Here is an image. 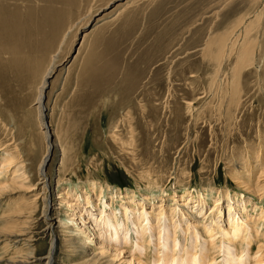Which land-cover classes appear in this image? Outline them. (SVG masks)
I'll list each match as a JSON object with an SVG mask.
<instances>
[{
  "label": "rangeland",
  "instance_id": "1",
  "mask_svg": "<svg viewBox=\"0 0 264 264\" xmlns=\"http://www.w3.org/2000/svg\"><path fill=\"white\" fill-rule=\"evenodd\" d=\"M112 1L18 0L4 13L0 149L3 156L15 154L13 160L20 165L14 164L11 171L18 166L23 178L14 179L18 183L13 182L11 171L0 175V219L11 223L14 233L26 226L31 238L19 249L2 238L0 258L4 260H22L32 252L28 264H45L55 239L54 264H112L108 263L111 259L137 264L134 234L132 244L118 246L121 257L110 246L100 263L91 259V253L104 248L98 245L103 239H96L99 227L89 214L103 205L130 228L122 211L125 206L138 209L137 204L144 203L154 216L161 205L167 211L175 196L185 205V200L192 199L191 207L205 198L206 218L218 206L227 221L232 199L250 200L247 206L253 220L258 218L255 206L264 212V190L255 195L248 188L256 187L264 167V0H131L130 7L123 0L118 4L123 6L115 9L126 10L103 28L109 32L100 34L89 52L72 58L82 26ZM102 20H95L88 30ZM67 31L70 38L59 55L55 51ZM50 69L43 104L54 147L46 161L50 187L45 192L41 185L33 190L49 145L34 104ZM127 145L137 146V154L130 153ZM10 149H15L12 154ZM246 161L253 164L252 171L241 168ZM153 178L161 179L159 186H149ZM48 192L50 201L56 198L62 205L55 206L53 219L47 216L63 223L53 235L47 234L49 226L43 217ZM78 196H82L80 202ZM153 197L148 203L147 198ZM235 206L240 211L233 214L245 219L242 206ZM79 210L85 217L79 218ZM205 216L199 222L179 213L173 216L182 221L178 232L181 255L190 250L192 228L204 225ZM187 225L188 234L182 232ZM259 226L264 235V223ZM250 236L248 231L247 239ZM70 240L76 241L75 247ZM199 240L201 251L205 239ZM86 247L89 255L84 254ZM259 249L264 251V236L250 244L253 260L245 257L244 264H253ZM155 252L150 244L142 261L153 264ZM222 256L217 262H222Z\"/></svg>",
  "mask_w": 264,
  "mask_h": 264
},
{
  "label": "bare ground",
  "instance_id": "2",
  "mask_svg": "<svg viewBox=\"0 0 264 264\" xmlns=\"http://www.w3.org/2000/svg\"><path fill=\"white\" fill-rule=\"evenodd\" d=\"M17 1L18 0H0V31H1L2 24H3V17L5 15L4 13H6L7 7L12 5L13 3H16ZM130 1L131 0H126L125 4L131 3V2H133V3L139 2L140 0H132L131 2ZM128 5L130 7V4H128ZM4 8H5V11H4ZM242 24H243V21L241 22V25ZM247 33H248V29L245 30V34H247ZM234 34H236V32ZM239 36H242L241 32H240ZM236 42H237V40L235 41V43ZM223 44L225 45V42ZM226 44H228V43H226ZM222 50H224V49H222ZM242 50H243V47H242ZM253 50H254V48H253ZM254 51H253V53H254ZM220 52H221V50H220ZM251 53L252 52H250V55H251ZM0 54H2V53L0 52ZM218 54H220V53H218ZM216 58H217V55H216ZM243 66H244V64H243ZM52 70L53 69H50L48 71V73L46 74V76L44 78V82H43V84L39 90L36 102L34 104L38 108V111L40 113V117H41L40 124H41L42 129L44 130V132L46 134V140H47V143L49 145H48V147L46 149L47 151L45 152L44 156L42 157L41 163L39 165L40 181L38 182L37 185L33 186L34 187L33 190H35V188L38 185H41V186H43V190H45V192H46V189L48 187H50L49 178H48L47 173L45 171L46 161H49L51 159V156H49V150H50V148L54 147V142H52V136L53 135L50 131L51 130L50 125H48L47 121L45 122L46 116H48V115H46V107H45L46 105L43 104V99H44V90L46 88L47 80H48ZM132 139H134V138H132ZM120 146L123 147V145H120ZM129 146H130V150H131L130 153H132L133 155H136L137 154L136 153L137 152V146L136 147L133 145H129ZM129 146H128V148H129ZM132 147H134V148H132ZM125 148H127V147L125 146ZM1 149H2V147H1ZM1 149H0V175H4L6 173H9L12 170V168H16V166H14V167H12V166L14 164H17V162L15 163L13 160L14 159L13 155H15L14 153L12 155V158H10V156H7L8 153H7V155L3 156L1 154V152H2ZM122 149H124V147ZM14 150L11 151V149H10V154H12L11 152H14ZM249 161H246L245 163L241 164V168L243 167V170L245 172L247 170L252 171V167H254V166H252L253 164L251 165V163H250L251 161L250 162ZM237 162H240V161H237ZM18 166H17L18 169L10 172L11 173L10 175L13 174V178H12L13 182H18V181H14V179H17V180L19 179V181H20L23 178L21 176L22 174L21 175L19 174L21 172V169H19ZM23 176H25V175H23ZM262 177H264V167H263V170L260 174V177L258 178L256 187L254 188V187L250 186V182L247 184L250 186V187H248L249 190L252 191V193L255 195L259 194L261 191L264 190V184H262V183L259 184V182H261ZM25 178H28V177L26 176ZM158 179L159 178H153L151 180V183L149 184V186H159L161 179L160 180H158ZM27 180H29V179H27ZM163 180L161 182H163ZM20 183H22V182H20ZM1 184H2V182H1ZM16 184L17 183H15V185ZM3 185H4V182H3ZM6 185H5V187H6ZM0 189H1V187H0ZM150 189H151V187H150ZM49 195H50L49 192L45 194V199H44L45 200V203H44L45 207H44V212H43L44 216L43 217H44V221H46L47 225L49 226L48 227L49 232L47 230V234L50 233L53 235V234H56V233H54L56 229H61L63 223L61 222V220H59L60 218H58V219L56 218V220H53V221H50L49 218L51 216V219H53L52 214L55 213L54 208H55V206H58V205H59L58 208H60L61 203H58V201H56V198H55V202L50 201ZM67 196H70V194H68ZM175 197L172 200L173 205H171L170 208L167 210L170 214V218L168 217V214L166 213L167 212L166 209L163 208V205H161L159 207V209L157 208L158 212L154 216L151 215L152 211H148V210L146 211L145 204L144 203L141 204L140 201H139L140 204H137V207H139L138 209H136L135 207L130 209L129 207L127 208V206H125V208H123V210H122V211H124V218L126 219V222L131 223L132 228L125 225L124 221H119L118 216L115 213V211L110 212L108 214V211L106 209V205H103V208L98 210L97 213H94V211H91L90 212L91 215L89 214V217L91 219L93 218L92 220H94L95 223L98 224V226L97 225L96 226L99 227L98 228L99 232H97V234L95 235L97 237L96 239H103L100 241V243L98 242L99 243L98 245H100L101 247L104 248L102 251L99 250V253H96V252L91 253L90 254L91 259L94 260L96 263H100V261L104 259L105 252L107 250H109L110 246L112 248H117L115 250L116 255L118 257H121L123 254H122V252H120V248L118 249V246H129V244H132L131 243V242H133L131 240L132 234H134L136 236V238L134 237L136 239L134 249L136 250L135 253H137V256H138L137 257L138 258L137 264H147L146 262L142 261V258L145 257L147 251L150 249V244H153L156 248V252H155L156 256L154 257L155 259L153 261V264H244V258L245 257H247V260L252 259L250 256V244L255 239H257L258 237L264 236L262 231H261V228L259 226V223H262V222L264 223V212H263V210L258 211V207L255 206V209L253 212L256 215H258V218H255L253 220L254 216H253V214L252 215L249 214L248 206H247V205L251 204V201L241 199L240 200L241 202H236L232 199V202H230L229 206L227 207L228 208V220L225 221V219L223 218L224 217L223 210L218 206L213 208L210 212V216L206 218V216H205L206 214L204 215V213H203L204 212V205H206L205 198L204 199L200 198L199 202L196 203L197 205H195V206L192 205L193 207H191L190 205H191V203H193L192 199L190 202L188 199L185 200L187 202L185 205L184 203H181L182 201H177ZM70 198H71V196L68 197V199H70ZM131 198L134 199V197H131ZM57 199H60V197H58ZM81 199H82V196H78L77 202H80ZM155 199H156L155 197H153L151 200H150V198H147V201L149 203V202L154 201ZM75 200H76V198H75ZM161 203H164V201H161ZM67 204H69V202H67ZM236 204H238L239 206L240 205L242 206L241 211H242V214L245 215V219H241L237 214H233L234 210L240 211V209L235 208ZM153 205H154V203H153ZM108 207H109V205H108ZM140 210H142V211H140ZM192 210H193V212H192ZM258 212H260V213L258 214ZM48 213L50 214L49 218L47 217ZM178 213L182 214V215H186V216H191L192 218L190 219V221H192V219H193V221L197 220V222H199L200 216H202V217L205 216V219H206V220L204 219V222H205L204 225H200L197 223L198 225H196V226H194V228H192V231H191L192 232V246H190L191 247L190 250L188 249L189 252L186 250L187 252L183 253L182 255L180 254L181 251L178 252V250H180V239L178 236V232L180 230L182 221H176V220H174V217H173L174 215L176 216ZM195 213H197L199 216L197 215L198 216L197 217ZM29 214H30V217H28V219L30 220V219H32V217H31L32 212ZM77 215L79 216V218L85 217V215H83V210L82 211L79 210L77 212ZM13 218H14V216H13ZM152 218H153V220L157 221L155 224H154ZM181 218L183 219V217H181ZM163 219L168 220L171 223L167 224L165 222L166 224L165 223L163 224L162 223V222H164V221H162ZM208 219H209V221H208ZM2 220L3 219H0V240L2 238L5 239L4 242L6 244L10 245L12 248L15 247V249H17L18 246L20 247V245L22 243L26 244L31 239L29 237L30 234H26V233H28V231H25V230H27L26 226L24 229L25 232L22 230V232H20V233H14V232H11V229H13V228H11V225H10L11 223H6V221L2 222ZM82 222H83L82 226H85L86 221L84 220ZM21 225H23V224H21ZM189 226L187 225L186 229H182V232L188 234V232L190 231ZM199 230H201V231L199 232ZM78 231H79V229L75 232L78 233ZM83 231H84V229H83ZM248 231L251 232V236L247 239ZM84 232H86V231H84ZM202 232L204 234H202ZM62 234H63L62 231H60L59 236L60 235L62 236ZM186 237H187V235H186ZM201 237H204V239H205V241L202 243V244H204V247H202L201 251H198L200 249L199 248V246H200L199 245L200 244L199 239ZM19 238H24V239H23V241H21V240H19ZM87 238L90 239V237H87ZM87 238H83V239L87 240ZM218 238H219V243L216 244V241ZM54 240L55 239H53V242L51 243L52 246L50 248V252H49L48 256L46 258H44L46 261L45 264H54L55 263V256H54L53 251L57 245L54 242ZM1 241H3V240H1ZM67 242L71 246L75 247V245H76L75 240L74 241L70 240ZM78 244L79 245L81 244L79 242V240H78ZM83 244H84V246H86L85 243H82V246H83ZM245 244H246V247H245ZM240 246H241V250L239 251L238 249L240 248ZM6 248H7V246H5L4 249H6ZM87 249L88 248L86 247V250ZM130 250H132V249H130ZM97 252H98V250H97ZM211 252L213 253V255H211ZM106 253H108V252H106ZM263 253H264L263 249L262 250L259 249L258 253L255 256V260H254L255 262L253 264H264V258H262ZM84 254L89 255V251L87 250ZM222 254H223L222 262L221 261L217 262V257L219 258ZM81 255L83 256V254H81ZM33 257H34V254L32 252L27 253L24 259L21 258V256H20V258L22 260H18L19 258H16V257L10 258V259L8 258L7 260H4L5 258L2 257V258H0V264H28L29 260L33 259ZM114 260L115 259H111V260H109L108 263L118 264V261L114 262ZM246 263H249V262L246 261ZM120 264H123V263H120ZM126 264H133V261L131 260V261L127 262Z\"/></svg>",
  "mask_w": 264,
  "mask_h": 264
},
{
  "label": "crops",
  "instance_id": "3",
  "mask_svg": "<svg viewBox=\"0 0 264 264\" xmlns=\"http://www.w3.org/2000/svg\"><path fill=\"white\" fill-rule=\"evenodd\" d=\"M122 1L123 0L112 1L106 7H104L101 10H99L97 13H95L91 17V20H89V22H87L84 26H82L83 28L80 30L81 32H80V34H79V36L77 38L79 47H78V50H77L76 58L74 56V58L76 60H77L78 56H80L81 53H83V52L86 53V52H89L91 50L90 48H91L92 44L94 43V41L96 39H98L100 34L109 32V31H105L103 28L108 26L114 19H116L121 13H123L126 10V8H124L119 13L118 11L120 9H115V6L117 7L118 4L121 3ZM50 4H53V0H51ZM122 6H123V4L119 5L118 7H122ZM16 12H17V6H16ZM99 19H103V20L100 23L94 24L92 26L91 30L89 31L88 30L90 28L89 25L91 23H93L95 20H99ZM47 22H49V21H47ZM72 27L73 26H72V23H71L67 27V28H69L68 31H70L72 29ZM68 31L62 36V38H60V41L58 42V48H57V50L55 52L58 51L59 55H60V50L64 48L66 42H68V39L70 38V37L67 38V36L70 35V34H68L69 33ZM17 33H18V37H19V32H17ZM72 37H73V35H72ZM46 38H50L49 35H47ZM53 44H54V42H53ZM88 48H89V51H88ZM75 59H73V60H75ZM47 60H48V58H47Z\"/></svg>",
  "mask_w": 264,
  "mask_h": 264
},
{
  "label": "water",
  "instance_id": "4",
  "mask_svg": "<svg viewBox=\"0 0 264 264\" xmlns=\"http://www.w3.org/2000/svg\"><path fill=\"white\" fill-rule=\"evenodd\" d=\"M76 52H77V48L75 49L73 55H72V58H74V56L76 55Z\"/></svg>",
  "mask_w": 264,
  "mask_h": 264
}]
</instances>
